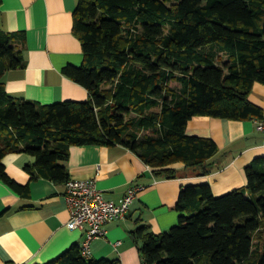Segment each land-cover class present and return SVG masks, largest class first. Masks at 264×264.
I'll return each mask as SVG.
<instances>
[{"label":"trees","instance_id":"trees-1","mask_svg":"<svg viewBox=\"0 0 264 264\" xmlns=\"http://www.w3.org/2000/svg\"><path fill=\"white\" fill-rule=\"evenodd\" d=\"M73 32L84 59L63 73L89 98L39 104L5 90L4 72L25 65V34L0 29V180L20 195L29 187L5 172L8 152L30 154L31 178L56 183L69 179L72 145L120 144L159 178L176 177V162L205 175L218 148L188 135L189 119L263 117L249 94L264 84V0H78ZM244 175L245 187L219 196L207 183L182 187L175 225L160 234L138 228L143 264H264V158ZM33 264L120 261L84 258L74 243Z\"/></svg>","mask_w":264,"mask_h":264},{"label":"crops","instance_id":"crops-1","mask_svg":"<svg viewBox=\"0 0 264 264\" xmlns=\"http://www.w3.org/2000/svg\"><path fill=\"white\" fill-rule=\"evenodd\" d=\"M77 4L78 0H0V29L25 34L24 67L3 74L8 93L39 104L89 98L86 88L63 73L67 66H81L84 59L73 32ZM249 100L262 108L261 120L196 115L187 122L188 135L211 138L217 145L211 158L213 168L205 175L176 162V177L159 178L135 152L120 144L70 146L64 163L69 178H95L105 199L117 202L131 186H144L126 217L109 221L105 236L91 241L90 257L143 264L139 245L144 239L138 228L145 226L144 233L160 234L175 225L182 187L207 183L215 196L245 187L244 167L255 158H264V130L258 129L259 121L264 123V84H253ZM33 161L25 152H8L2 158L7 175L28 185L29 195L18 194L0 180V264L45 262L85 238L83 230L67 226L65 183L32 179L24 166Z\"/></svg>","mask_w":264,"mask_h":264},{"label":"built area","instance_id":"built-area-1","mask_svg":"<svg viewBox=\"0 0 264 264\" xmlns=\"http://www.w3.org/2000/svg\"><path fill=\"white\" fill-rule=\"evenodd\" d=\"M258 129L264 130L262 121H259ZM65 188V202L70 214L67 226L85 232L80 250L84 258H89L91 241L105 236V225L109 221L123 220L126 217L133 199L144 186H131L117 202L104 198L95 178H69L65 182Z\"/></svg>","mask_w":264,"mask_h":264},{"label":"rangeland","instance_id":"rangeland-1","mask_svg":"<svg viewBox=\"0 0 264 264\" xmlns=\"http://www.w3.org/2000/svg\"><path fill=\"white\" fill-rule=\"evenodd\" d=\"M173 85H175V83H173Z\"/></svg>","mask_w":264,"mask_h":264}]
</instances>
